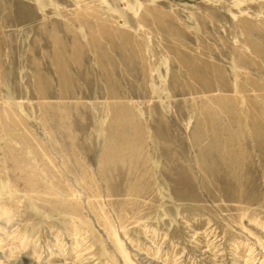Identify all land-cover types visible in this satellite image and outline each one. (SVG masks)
<instances>
[{"label": "rangeland", "instance_id": "374dc122", "mask_svg": "<svg viewBox=\"0 0 264 264\" xmlns=\"http://www.w3.org/2000/svg\"><path fill=\"white\" fill-rule=\"evenodd\" d=\"M0 264H264V0H0Z\"/></svg>", "mask_w": 264, "mask_h": 264}]
</instances>
